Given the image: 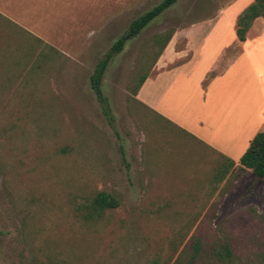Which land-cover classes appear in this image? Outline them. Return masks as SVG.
<instances>
[{"label": "rangeland", "instance_id": "obj_1", "mask_svg": "<svg viewBox=\"0 0 264 264\" xmlns=\"http://www.w3.org/2000/svg\"><path fill=\"white\" fill-rule=\"evenodd\" d=\"M163 1L0 0V264H221L220 248L233 252L226 264H260L264 179L232 167L219 182L227 161L207 141L228 142L232 125L213 134L197 102L208 36L234 35L236 0H178L127 37L103 99L94 87L115 43ZM192 27L194 63L157 109L187 134L134 90L165 36ZM101 192L119 205L96 207Z\"/></svg>", "mask_w": 264, "mask_h": 264}, {"label": "crops", "instance_id": "obj_2", "mask_svg": "<svg viewBox=\"0 0 264 264\" xmlns=\"http://www.w3.org/2000/svg\"><path fill=\"white\" fill-rule=\"evenodd\" d=\"M253 2L254 0H236L234 6L231 7L234 19L237 20L245 7ZM222 14L225 15V12ZM209 25L214 33L219 26L222 29L226 26L222 22L209 23ZM195 28L192 27L174 35L136 96V99L146 109L187 134H190L188 130L167 120L166 115L161 114L157 109L162 104L168 88L170 90L178 82L176 81L178 77L169 82L170 76L192 66L191 63L194 60L190 47L191 36ZM181 35L185 38H181ZM184 39L186 47L180 49L179 44ZM231 49L240 50L232 53L231 57L229 56L230 62L225 65L224 62L226 58H229L227 54ZM187 60L188 62L184 64L183 62ZM207 60V68L198 75L200 78L198 84L206 81L208 86L205 96L203 94L197 98V102L202 103L204 98L208 106V124L214 126L213 134L216 135L222 131L226 125H232L226 136L228 142L221 144L220 141H214V139H208L207 142L218 156L226 161L235 162V167H241L240 159L249 148L254 134L260 129L255 126L263 121L260 130L264 131V83L262 81L264 78V18H259L254 22L245 42L239 41L237 26L232 37L224 38L218 33L215 36L209 35ZM211 76L213 78H210ZM160 90L162 93L157 94ZM256 119H259L257 124H255ZM247 130L249 135L244 139ZM240 140H242L240 145H237ZM214 142H218L217 145Z\"/></svg>", "mask_w": 264, "mask_h": 264}, {"label": "trees", "instance_id": "obj_3", "mask_svg": "<svg viewBox=\"0 0 264 264\" xmlns=\"http://www.w3.org/2000/svg\"><path fill=\"white\" fill-rule=\"evenodd\" d=\"M178 0H165L161 4L154 7L152 10L148 11L145 15L135 20L130 25L129 33L126 37L121 38L115 43L112 48L111 54H109L105 60H103L97 68L96 75L92 78L96 92L98 93L99 98L104 97L101 83L105 71L113 60L116 54H119L123 50V46L127 37H136L139 35L153 20L160 16L165 10L177 3ZM264 18V0H254V2L248 6L243 13L239 16L237 21V37L239 41L245 42L247 34L252 28L254 22L259 19ZM175 32H171L165 36L166 40L161 46L160 53L157 57V61L165 51L166 47L172 40ZM156 61V63H157ZM155 63V65H156ZM154 65V67H155ZM149 74H144L140 82L138 83L137 88L134 90L135 96L138 95L141 87L144 85L148 79ZM241 169L242 170H251L253 174L258 179H264V131L259 132L254 139L250 142V146L245 152V154L240 159ZM235 167V162L228 160L227 164L222 170L223 176L219 179V182H222L225 179V176L229 173L230 168ZM94 205L98 208H114L119 205V202L116 198L106 192H101L98 194L94 201ZM198 251V248L196 249ZM215 259L221 263L226 264L230 263L233 257V252L230 248H220L214 251ZM260 264H264V248L261 251Z\"/></svg>", "mask_w": 264, "mask_h": 264}]
</instances>
